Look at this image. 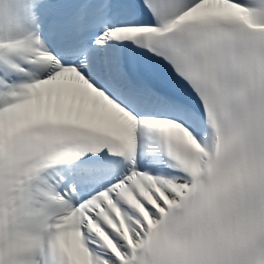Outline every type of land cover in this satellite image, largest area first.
Returning a JSON list of instances; mask_svg holds the SVG:
<instances>
[{
    "label": "snow or ice",
    "instance_id": "1",
    "mask_svg": "<svg viewBox=\"0 0 264 264\" xmlns=\"http://www.w3.org/2000/svg\"><path fill=\"white\" fill-rule=\"evenodd\" d=\"M0 264H264V0H0Z\"/></svg>",
    "mask_w": 264,
    "mask_h": 264
}]
</instances>
